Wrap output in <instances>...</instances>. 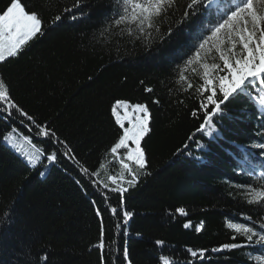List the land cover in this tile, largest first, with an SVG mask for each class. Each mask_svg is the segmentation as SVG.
<instances>
[{
    "label": "trees",
    "instance_id": "obj_1",
    "mask_svg": "<svg viewBox=\"0 0 264 264\" xmlns=\"http://www.w3.org/2000/svg\"><path fill=\"white\" fill-rule=\"evenodd\" d=\"M74 2L22 0L42 18L43 35L18 57L0 62V78L12 100L35 121L0 108V264H162V256L173 264H255L254 257L264 253L259 245L212 249L246 243L227 228L228 222L251 225L246 220L251 216L257 230L264 223L257 219L264 212L248 204L237 187L250 176L237 169L229 154H240L234 145L264 143V110L245 96L230 98L222 106L224 114L213 118L218 129L213 139L197 131L204 121L200 97L181 92L176 84L177 66L218 17L200 8L179 24L188 0H178V10L160 25L161 33L171 26V35L154 33L146 46L127 35L113 34L107 41L100 36L118 10L116 0H83L72 19L73 13L63 9ZM218 2L226 8L229 0ZM9 3L0 0V12ZM56 15L62 19L53 24ZM117 100L146 104L151 113V131L142 141L147 174H140L135 186L125 185L123 198L110 191L114 185L104 170L99 179L109 183L108 189L81 171L91 173L105 163L108 174L119 173L109 155L122 133L111 114ZM37 125L55 132L56 138L37 135ZM13 128L43 148L44 163L48 154L56 153L44 175L4 142ZM249 152L254 165L264 164V149ZM6 211L10 220L4 223ZM124 211L132 213L126 222ZM102 234L110 245L103 253L96 247ZM113 247L119 249L115 254ZM125 247L127 258L122 255ZM189 249H207L206 259L191 257ZM45 255L46 262L41 259Z\"/></svg>",
    "mask_w": 264,
    "mask_h": 264
},
{
    "label": "snow or ice",
    "instance_id": "obj_2",
    "mask_svg": "<svg viewBox=\"0 0 264 264\" xmlns=\"http://www.w3.org/2000/svg\"><path fill=\"white\" fill-rule=\"evenodd\" d=\"M116 2L118 10L110 23L100 32V36L105 41L113 34L121 38L127 35L134 40H141L148 46L154 38V33L161 36L171 35V26L166 33H161L160 25L164 18L178 10V0H116ZM82 3L83 0H75L71 7H66L63 11L73 13L71 18L76 19L74 10L79 9ZM200 8H203L209 16L216 15L218 19L203 29L198 43L192 46L191 54L182 65L177 66L176 84L179 85L181 92H195L200 97V110L204 113V121L197 131L206 132L209 137L216 139L214 133H218V129L213 118L224 114L222 106L226 105L230 98L245 96L249 102L264 110V0H229L226 8H222L218 0H188L178 23L183 24L190 15H196ZM61 19V15H56L52 23L55 24ZM38 35H43V20L40 15L35 11H28L22 0H10L6 9L0 12V62L18 57ZM145 90L152 91L151 88ZM0 108L9 115L11 110L15 109L35 123L33 118L12 100L9 87L3 78H0ZM111 114L122 130L118 140L109 150L112 160L119 165V173L108 174L105 163H101L97 171L89 173L87 168H82L81 171L97 177L95 182L108 189L109 183L99 179L101 170H104L107 180L114 185L110 191L120 194L123 198L128 187L135 186L139 175L147 174V158L142 141L151 131V113L146 104L117 100L112 105ZM37 128L39 129L37 135L56 138L55 132L47 127L37 125ZM17 131L13 128L4 136V140L24 155L31 165L40 163L41 158L45 156L43 148L34 144L31 137L24 136L23 141L29 145L26 149L23 144L16 142L13 133ZM234 147L240 154L231 151L229 154L236 160L237 169L250 176L247 184L237 187L243 190V196L248 204L258 205L260 211L264 212V170L256 172V168L264 169V164L254 165V157L249 152V148L264 149V143L234 145ZM69 152L70 150L66 151L64 155L68 156ZM46 158L49 162H55L57 155L52 152ZM125 174L130 178L126 179ZM254 181L258 182L259 186H254ZM111 211L113 214L117 213L116 208H112ZM177 211L181 215H187L183 208ZM131 215L130 212H123L125 222L131 218ZM257 219L264 217L258 216ZM8 220L10 213L6 211L2 222L6 223ZM246 220L252 221L251 225L240 222H228L226 225L236 235L244 238L245 244L225 243L212 251H231L253 245L264 247V223H260L257 230L256 221L251 216H247ZM184 226L189 227L190 224ZM202 228L203 224L197 228V231ZM232 239L235 240L236 236L234 235ZM156 243L162 245L163 241ZM109 246L106 245L102 234L96 247L103 253ZM111 250L114 254L119 251L115 247ZM188 251L191 257L204 260L208 250L189 249ZM122 255L124 258L128 257L126 247L123 248ZM41 259L46 262L48 257L45 255ZM160 260L162 264H173L168 257L162 256ZM254 261L255 264H264V253L254 257ZM128 264H131V261H128Z\"/></svg>",
    "mask_w": 264,
    "mask_h": 264
},
{
    "label": "rangeland",
    "instance_id": "obj_3",
    "mask_svg": "<svg viewBox=\"0 0 264 264\" xmlns=\"http://www.w3.org/2000/svg\"><path fill=\"white\" fill-rule=\"evenodd\" d=\"M13 135L16 137V142L17 143H20V144H23L24 145V147L27 149V148H29V145H27L24 141H23V137L24 136H22V135H20V134H18V133H13ZM4 142L14 151V152H16V154H18L26 163H28L30 166H32V167H35V168H39V167H41L42 168V174L44 175L45 174V172H46V168H45V166L48 164V165H50L52 162H46V163H44L43 162V157L41 158V161H40V163H38V164H36L35 166H33V165H31L29 162H28V160L26 159V157L24 156V155H22L20 152H17L16 150H15V148L12 146V144H10L8 141H5L4 140ZM44 163V164H43Z\"/></svg>",
    "mask_w": 264,
    "mask_h": 264
}]
</instances>
